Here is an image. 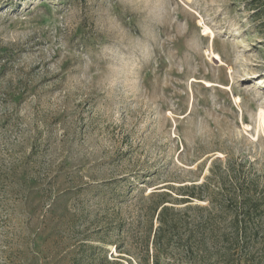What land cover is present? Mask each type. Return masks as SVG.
I'll list each match as a JSON object with an SVG mask.
<instances>
[{
	"label": "rangeland",
	"instance_id": "obj_1",
	"mask_svg": "<svg viewBox=\"0 0 264 264\" xmlns=\"http://www.w3.org/2000/svg\"><path fill=\"white\" fill-rule=\"evenodd\" d=\"M262 109L264 0H0V264H264Z\"/></svg>",
	"mask_w": 264,
	"mask_h": 264
},
{
	"label": "trees",
	"instance_id": "obj_2",
	"mask_svg": "<svg viewBox=\"0 0 264 264\" xmlns=\"http://www.w3.org/2000/svg\"><path fill=\"white\" fill-rule=\"evenodd\" d=\"M192 188L194 189L195 186L192 187ZM186 190L189 191L190 188L187 187ZM247 204H249V205L247 206V211H245V214L249 215L251 210H254V209L257 208L256 207L257 206V201L248 200ZM157 210H158L159 228H158V230L156 231V234H155V236L157 238L154 240L155 244H156L155 245L156 253H155V258H154L155 259V263L154 264H160V258H159L160 254H159V251H158L159 250L158 245H159L160 242L163 243L161 236H166L165 230L169 226L168 218L166 216L167 212L169 210V207L167 205H164V202H162L161 204H158ZM239 223H241V220L239 219V215H237V217H236V226H238ZM105 262H106V264H121V261L118 260V259H113V260L105 259ZM141 264H151V263L149 262V259L147 257L146 259L141 260Z\"/></svg>",
	"mask_w": 264,
	"mask_h": 264
},
{
	"label": "bare ground",
	"instance_id": "obj_3",
	"mask_svg": "<svg viewBox=\"0 0 264 264\" xmlns=\"http://www.w3.org/2000/svg\"><path fill=\"white\" fill-rule=\"evenodd\" d=\"M205 30V29H204ZM211 54V53H210ZM222 61V60H221ZM260 119H261V121H262V123L264 124V110L262 109L261 111H260Z\"/></svg>",
	"mask_w": 264,
	"mask_h": 264
}]
</instances>
